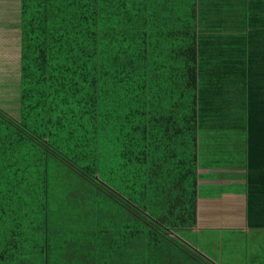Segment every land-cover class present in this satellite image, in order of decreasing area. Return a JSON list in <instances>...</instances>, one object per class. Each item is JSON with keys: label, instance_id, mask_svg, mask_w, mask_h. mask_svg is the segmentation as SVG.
Wrapping results in <instances>:
<instances>
[{"label": "trees", "instance_id": "1", "mask_svg": "<svg viewBox=\"0 0 264 264\" xmlns=\"http://www.w3.org/2000/svg\"><path fill=\"white\" fill-rule=\"evenodd\" d=\"M196 8L23 0L19 110L0 107V264H163L156 236L183 251L175 264H212L175 237L197 224ZM247 40V148L264 151V30Z\"/></svg>", "mask_w": 264, "mask_h": 264}, {"label": "crops", "instance_id": "2", "mask_svg": "<svg viewBox=\"0 0 264 264\" xmlns=\"http://www.w3.org/2000/svg\"><path fill=\"white\" fill-rule=\"evenodd\" d=\"M196 4L192 67L197 224L191 232L198 246L182 241L201 248L211 261L218 258L219 264H264V151L256 150V144L248 149L246 141L247 32L264 30V0ZM22 6L23 0H0V107L3 103L6 110L14 106L19 110ZM260 44L264 46V41ZM259 61L264 58L259 56ZM166 109L164 105L159 110ZM166 116L160 117V125Z\"/></svg>", "mask_w": 264, "mask_h": 264}, {"label": "rangeland", "instance_id": "3", "mask_svg": "<svg viewBox=\"0 0 264 264\" xmlns=\"http://www.w3.org/2000/svg\"><path fill=\"white\" fill-rule=\"evenodd\" d=\"M1 98H4V97L1 96ZM1 106H2V109L5 110V111L8 108L7 105H5L3 103H2ZM7 111H9V110H7ZM178 234H180V235H175L176 238H179L181 241H182V238H184V241H185V239L186 240H190L193 244H195L196 247L198 246L197 238H196V236H194V234L192 232L189 233V232L184 231L183 233L179 232ZM159 237H161V236H159ZM159 237L156 236L155 237L156 240L154 241V243H156V245L158 246V250L156 248L155 254L158 256L159 259H161L163 264H175V262L173 260L174 256H184V253H183V251L181 249H179L177 247H175V249H174L173 246L171 247L170 242L167 241V239L159 238ZM164 247H167V249L165 251L163 249ZM189 247L191 248L190 251L197 252L200 255H202V257L205 258V260H203L204 263H208V262H210L212 264L222 263L218 258H213L212 261L210 259H208L207 255L205 256L202 253L203 250L201 248H196L195 249L194 247H191V246H189ZM142 248H143V250L141 252V256L140 257L146 259V256L148 255V253L146 251L147 250L146 241L142 243ZM191 260L194 261L193 259H191ZM194 262H196V261H194Z\"/></svg>", "mask_w": 264, "mask_h": 264}]
</instances>
